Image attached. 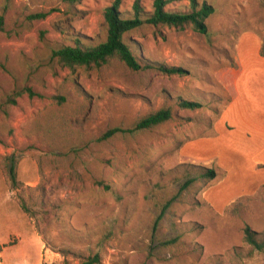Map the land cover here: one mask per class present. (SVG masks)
I'll return each mask as SVG.
<instances>
[{
	"label": "rangeland",
	"instance_id": "374dc122",
	"mask_svg": "<svg viewBox=\"0 0 264 264\" xmlns=\"http://www.w3.org/2000/svg\"><path fill=\"white\" fill-rule=\"evenodd\" d=\"M113 1L0 0V264H264L243 240L264 234V0H195L214 8L206 34L142 24L125 41L153 68L58 67L55 48L105 40ZM203 168L216 178L181 192Z\"/></svg>",
	"mask_w": 264,
	"mask_h": 264
},
{
	"label": "trees",
	"instance_id": "16d2710c",
	"mask_svg": "<svg viewBox=\"0 0 264 264\" xmlns=\"http://www.w3.org/2000/svg\"><path fill=\"white\" fill-rule=\"evenodd\" d=\"M67 6H73L81 0H61ZM123 0H114L112 4L105 10L104 22L106 29V36L103 42L97 44H85L80 40H75L73 45H62L52 51V59L56 61L58 67L75 71L78 69H100L112 60H117L123 63L128 68L138 71L141 69L153 68L151 65H141L137 60L134 49H132L125 41V36L141 26L142 24H149L153 27H167L174 29H184L190 27L195 32L206 34L207 26L206 20L214 13L212 5L203 2L198 3L191 0L189 10L185 12L176 11L170 8L171 5L178 0H152L151 11L145 13L144 7L140 0H134L131 7V16L123 17L119 10ZM43 15H34L32 18H41ZM2 17H0V24ZM156 70L172 75L180 74L182 70L176 67L168 68L165 66H157ZM30 97L34 94L26 89ZM21 92H17L8 98L7 104H14L15 97L20 96ZM61 99V98H58ZM178 107L186 110H195L200 108V104L193 101H180ZM4 112L0 107V113ZM172 118V111L170 108H161L159 110L148 113L137 121L134 128L128 132L152 129L159 126ZM123 133L119 129H111L104 136L103 139L111 137L117 133ZM10 176L14 179L13 166L9 169ZM217 173L212 168H203L201 171L193 172L187 170L183 174V183L181 184V192L189 190L195 184H207L215 179ZM104 189L108 186L103 183H98ZM164 210L158 216L155 224L163 216ZM243 240L249 247L247 256L251 257L254 252L264 251V234L259 235L249 225L243 228ZM199 252V251H198ZM96 261V259H94ZM89 264V263H84Z\"/></svg>",
	"mask_w": 264,
	"mask_h": 264
}]
</instances>
